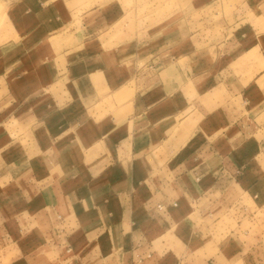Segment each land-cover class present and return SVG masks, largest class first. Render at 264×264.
Listing matches in <instances>:
<instances>
[{"label":"crops","instance_id":"1","mask_svg":"<svg viewBox=\"0 0 264 264\" xmlns=\"http://www.w3.org/2000/svg\"><path fill=\"white\" fill-rule=\"evenodd\" d=\"M0 264H264V0H8Z\"/></svg>","mask_w":264,"mask_h":264},{"label":"rangeland","instance_id":"2","mask_svg":"<svg viewBox=\"0 0 264 264\" xmlns=\"http://www.w3.org/2000/svg\"><path fill=\"white\" fill-rule=\"evenodd\" d=\"M9 4L8 0H0V31L5 26L6 12Z\"/></svg>","mask_w":264,"mask_h":264}]
</instances>
